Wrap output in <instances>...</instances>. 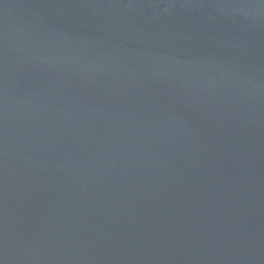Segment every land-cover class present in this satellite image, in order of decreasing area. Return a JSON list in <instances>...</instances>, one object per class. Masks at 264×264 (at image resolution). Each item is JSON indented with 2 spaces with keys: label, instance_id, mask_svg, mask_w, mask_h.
I'll list each match as a JSON object with an SVG mask.
<instances>
[{
  "label": "water",
  "instance_id": "obj_1",
  "mask_svg": "<svg viewBox=\"0 0 264 264\" xmlns=\"http://www.w3.org/2000/svg\"><path fill=\"white\" fill-rule=\"evenodd\" d=\"M0 264H264V0H0Z\"/></svg>",
  "mask_w": 264,
  "mask_h": 264
}]
</instances>
